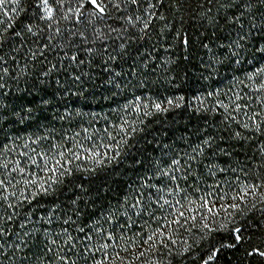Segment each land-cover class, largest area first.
Wrapping results in <instances>:
<instances>
[{
	"label": "snow or ice",
	"instance_id": "1",
	"mask_svg": "<svg viewBox=\"0 0 264 264\" xmlns=\"http://www.w3.org/2000/svg\"><path fill=\"white\" fill-rule=\"evenodd\" d=\"M186 21L215 25L217 39L226 42L220 45L221 57L226 53L233 66L264 59V0H0V264H264V65L257 63L243 79L233 77L244 88L234 83L226 98L218 89L196 97L198 111L210 110L224 124L220 135L209 133L191 153L157 164L95 217L80 207V195L64 207L56 195L71 184L86 192L75 174L116 161L138 131L135 122L121 117L94 133L85 128L83 137L77 131L59 139L47 131L22 137L5 130L33 119L32 107L13 104L14 98L23 99L19 93L30 95L42 86L47 94L51 84L53 97L85 96L82 79L88 73L77 69L91 60L81 52L90 57L112 47L116 55L108 54L107 65L129 42L150 40L156 31L153 50L157 45L165 52L176 50L181 55L173 52V63L190 59L196 38L184 27ZM221 21L227 36L219 34ZM148 56L154 59L151 52ZM212 60L210 70L223 62ZM61 72L71 81L67 87ZM140 99L122 110L147 109ZM183 100L166 103L179 107ZM154 108L167 110L161 103ZM72 115L66 108L59 119ZM245 145L248 150L234 156ZM206 150L203 167L213 182L202 186L196 161ZM221 155L236 164L225 167L228 159H212ZM154 177L160 182H152ZM48 203L52 207L33 221V213ZM134 217H143L142 226L136 227ZM31 223L40 227L29 228Z\"/></svg>",
	"mask_w": 264,
	"mask_h": 264
},
{
	"label": "trees",
	"instance_id": "2",
	"mask_svg": "<svg viewBox=\"0 0 264 264\" xmlns=\"http://www.w3.org/2000/svg\"><path fill=\"white\" fill-rule=\"evenodd\" d=\"M184 27L189 28L191 35L196 38L188 60H176L173 63L169 60L173 52L181 55L176 50L165 52L159 45L153 50L152 43L158 38L156 31H153L152 39L129 42L127 50L117 56L115 61H109L107 65L104 64V60L108 59V54L116 55L112 47H109L108 53H93L90 57L81 52V56L86 60H91V64L81 65L77 69V71L88 73L82 79L83 87L87 89V92L81 99L63 95L53 97L51 94L55 88L51 84L48 86L47 94L39 90L42 86H37V89H34L30 95L19 93L18 95L23 96V99H13V104L17 107L29 105L33 108V119L17 124L14 128L5 129L22 137L34 133L43 134L45 131L55 135L58 139L65 134L74 135L77 131L83 137L88 133H94L97 129L108 127L110 122L119 121L121 117L136 123L138 131L131 134L128 141L130 147H127L116 161L107 167L97 168L95 172L84 170L75 174L73 179L77 183L84 184L86 192H81L76 184H71L67 185V190L62 195L57 193L56 202L61 207L69 204L72 197L80 195L82 197L80 207L95 217L109 203L116 204L117 201L122 200L124 193L128 191L126 185L138 184L141 178L152 174L157 164L162 166L173 157L191 153V150L197 147L209 133L220 135L224 131V124L215 113L210 110H197L200 102L196 97L206 95L207 91L218 89L220 98H226V93L231 94L228 92L229 88H232L234 83L238 84L233 77L243 79L245 71H251L257 63L264 65V59L257 57L251 60V63L233 66L230 64L232 59L230 56L225 53L221 57L224 49L220 45L226 42L217 39V32L214 31L215 25L210 22L203 25V21H186ZM219 34L228 35V28L224 26L223 21L220 23ZM201 40H204L209 47L204 48L200 43ZM96 47L100 45L97 44ZM149 52L152 53L154 59L148 56ZM213 56L218 61L223 58V62L210 70L208 65L213 62ZM58 59L59 57L53 59L52 62L56 63ZM145 61H147L146 67ZM67 63L68 61L65 60V64ZM105 67L109 70L105 71ZM113 70L119 72L120 75H114ZM60 75L67 87L71 81L63 72ZM110 79L111 83L108 82ZM21 85L28 86L23 81ZM238 88L242 89L244 85L238 84ZM180 96H183L184 100L179 102V107L166 103L167 100H176ZM135 97H140V104L142 106L146 104L147 109L142 107L140 113L132 109L123 111V106ZM41 98L48 99L51 103L45 105ZM30 101L35 102L29 104ZM154 103H161L162 107L167 110H156ZM66 108L73 115L60 120L59 116ZM145 110L148 115L143 114ZM45 116L48 119H44ZM85 128L88 129V133L84 132ZM85 143L89 142L85 141ZM213 143L215 145L217 141L214 140ZM248 148L249 145H245L244 149H236L234 156H240ZM212 159L221 163L228 159L229 164L223 165L225 167L236 164L234 158H226L223 155L213 156ZM137 160L139 163H134ZM207 163L208 152L206 150L205 155L196 161V166L201 170L202 186L204 183L213 182V178L203 167ZM220 178L221 176L218 175L215 179ZM152 182L159 183L160 180L154 177ZM85 197L87 198L86 203L84 202ZM50 207L52 205L48 203L44 204L43 208L37 209L33 213V221L38 214ZM21 218H23V211ZM134 219L137 220V228L142 226L143 217H134ZM28 227H40V225L31 223ZM53 227H58V225L54 224ZM36 235L38 240L39 234Z\"/></svg>",
	"mask_w": 264,
	"mask_h": 264
}]
</instances>
